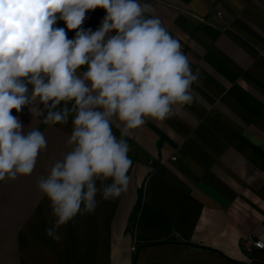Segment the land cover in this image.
<instances>
[{"label": "crops", "instance_id": "1", "mask_svg": "<svg viewBox=\"0 0 264 264\" xmlns=\"http://www.w3.org/2000/svg\"><path fill=\"white\" fill-rule=\"evenodd\" d=\"M143 2L199 71L194 101L129 130L127 192L98 193L96 211L61 226L59 242L46 236L53 217L36 184L70 150L72 117L49 126L13 109L48 147L30 176L0 182V264H264L254 245L264 243V0ZM105 14L86 13L82 27L95 31Z\"/></svg>", "mask_w": 264, "mask_h": 264}, {"label": "clouds", "instance_id": "2", "mask_svg": "<svg viewBox=\"0 0 264 264\" xmlns=\"http://www.w3.org/2000/svg\"><path fill=\"white\" fill-rule=\"evenodd\" d=\"M97 8L106 13L100 26L83 28ZM153 12L143 0H0V182L30 176L48 147L44 133L25 131L13 109L44 116L49 126L72 117L70 150L36 184L49 202L53 222L45 233L53 241L78 213L96 211L98 193L107 201L127 192L129 130L195 99L199 71Z\"/></svg>", "mask_w": 264, "mask_h": 264}, {"label": "built area", "instance_id": "3", "mask_svg": "<svg viewBox=\"0 0 264 264\" xmlns=\"http://www.w3.org/2000/svg\"><path fill=\"white\" fill-rule=\"evenodd\" d=\"M254 245L257 247V248H263L264 247V243L263 241L261 240H257L254 242Z\"/></svg>", "mask_w": 264, "mask_h": 264}]
</instances>
